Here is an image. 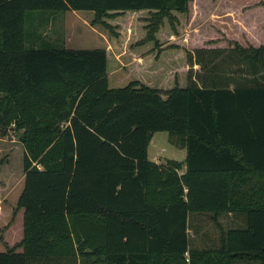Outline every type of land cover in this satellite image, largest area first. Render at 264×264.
Instances as JSON below:
<instances>
[{"label":"trees","instance_id":"16d2710c","mask_svg":"<svg viewBox=\"0 0 264 264\" xmlns=\"http://www.w3.org/2000/svg\"><path fill=\"white\" fill-rule=\"evenodd\" d=\"M189 2L0 0V138L18 137L24 174L22 238L0 264H186V253L190 264H264V44L187 51L185 82L170 89L161 76L110 88L123 73L105 49L26 47V12H93L114 38L108 20L147 12L137 44L157 59L182 50L157 34L167 23L175 36ZM168 56L157 75L182 64ZM158 132L185 148L181 175L182 163L148 160ZM208 213L243 225L221 230L217 250H193L189 216Z\"/></svg>","mask_w":264,"mask_h":264},{"label":"rangeland","instance_id":"374dc122","mask_svg":"<svg viewBox=\"0 0 264 264\" xmlns=\"http://www.w3.org/2000/svg\"><path fill=\"white\" fill-rule=\"evenodd\" d=\"M234 1V0H233ZM210 0H193L187 15L178 16L177 34L172 36L166 23L157 34L160 47L178 45L182 50L160 52L154 59L157 50L152 43L137 44L145 36V19L147 12L125 13L121 17L107 22L114 27L118 38H114L108 29L95 23L93 12L87 11H31L26 12L24 30L26 33V47H38L43 44L57 48L72 50L79 49H105L110 56L119 63L118 70L123 77L110 81V88L121 86L123 80L137 79L143 83L148 80H157L161 76V82L172 83L173 79L183 80L187 77V71L183 68L188 64L186 52H193L202 46H219L230 48L231 42H237L243 47L253 45L254 38L262 34L261 25L257 28L248 22L245 16L239 14L235 18L240 23L219 22L213 16L204 17L202 7L207 12ZM208 7V8H207ZM207 8V9H206ZM196 11H200L196 15ZM195 13V15H194ZM193 14V16H192ZM209 14H207L208 16ZM192 16V17H191ZM206 16V15H205ZM250 23V24H249ZM174 37V38H171ZM229 47V48H228ZM174 54V56H171ZM170 55V56H168ZM177 58L181 65L168 72L161 68V75L156 73V63L161 57ZM153 66H150L152 65ZM138 65V66H137ZM197 67V66H196ZM178 69V70H176ZM198 70V68L193 67ZM111 78V76H110ZM171 86L162 87L164 89ZM156 88H161L157 86ZM185 148L178 142H172L166 132H158L152 136L147 149L148 160L166 164L168 161L184 163ZM23 149L18 137L8 132V135L0 138V252L18 244L22 238V210H16L17 199L22 191L24 174L22 170ZM208 214H191L188 219L189 246L193 250H217L220 247V232L230 228L241 227L242 217L220 214L216 219ZM21 250H17L19 252ZM48 264H78L72 260H55ZM186 264H190L186 262ZM235 264H248L236 262Z\"/></svg>","mask_w":264,"mask_h":264},{"label":"crops","instance_id":"0c3cea01","mask_svg":"<svg viewBox=\"0 0 264 264\" xmlns=\"http://www.w3.org/2000/svg\"><path fill=\"white\" fill-rule=\"evenodd\" d=\"M192 1L193 0H190L188 4V13L190 10L189 5H191ZM208 7L211 9V11L208 9V11L205 12L204 7L201 6L202 11H203L202 16L204 17L213 16L217 21L221 23L225 21L230 22V23H233L234 21L235 23H240L239 20L235 18V15L239 14L241 16H245L248 22L253 24L254 27L256 26L255 28H257V25H261L262 34H260L259 37L254 38L253 41L255 43L253 45H248L246 47H243L237 42H231L230 48H234L235 46H239L241 48H258L264 44V0H234V1L233 0H210ZM196 12H198L196 13V15L200 14V11H196ZM207 14L209 15L207 16ZM201 48L213 49V48H223V47L219 46V43H218V45L216 46L206 45V46H202ZM194 67L198 68L196 66ZM184 170H185V166L183 164L182 168L178 171V173L181 175L184 172Z\"/></svg>","mask_w":264,"mask_h":264},{"label":"built area","instance_id":"2783aa9c","mask_svg":"<svg viewBox=\"0 0 264 264\" xmlns=\"http://www.w3.org/2000/svg\"><path fill=\"white\" fill-rule=\"evenodd\" d=\"M184 257H185V261L188 262V255H187V253L184 255Z\"/></svg>","mask_w":264,"mask_h":264}]
</instances>
